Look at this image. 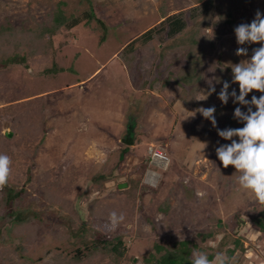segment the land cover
<instances>
[{"label":"rangeland","instance_id":"rangeland-1","mask_svg":"<svg viewBox=\"0 0 264 264\" xmlns=\"http://www.w3.org/2000/svg\"><path fill=\"white\" fill-rule=\"evenodd\" d=\"M199 2L0 0V26L35 29L49 24L59 5L66 16L92 8L107 26L103 40V28L95 20L54 35L52 42L60 47L56 62L64 68L57 74L43 72L52 65L48 60L0 70V153L12 160L8 184L23 191L12 207L40 211L46 219L32 224L30 239L1 228L0 264H56L57 257L70 264H104L96 259L86 263L80 239L66 238L69 218L75 225L85 220L96 231L92 238L122 235L128 247L124 264H142L154 243L170 246L184 240L215 247L224 237L219 251L226 253L233 236L244 247L233 254L234 264H264V232L251 221L264 204L253 202L240 188L234 166L224 168L218 160L216 148L231 143L217 134V128L225 127L217 121L214 128L196 112L215 106L217 120L234 115L236 107L247 111L231 96L223 104L218 93L223 81L231 84L230 64L249 59L252 49L260 47L238 45L234 28L250 23L257 10L264 14V0H241L232 22L219 33V17L212 13V20L201 28L212 46L204 53L197 89L178 85L190 60L188 50L168 46L173 41L169 38L153 43L150 50H138L132 58L121 52L163 16L188 13ZM196 26L189 22L185 33ZM238 47L248 48V56L235 55ZM210 86L215 92L207 95ZM233 88L239 94V85L231 84L229 93ZM253 95L264 93L253 90L246 99ZM128 129L132 144L124 142ZM94 176L102 177L95 182ZM122 184L125 187L119 188ZM201 192L204 195L198 196ZM124 198L130 202L122 212L117 207ZM94 199L97 202L90 204ZM163 203L167 208L160 207ZM112 211L124 216L116 227L109 222ZM217 219L225 229L203 239L202 233L217 227ZM76 255L75 263L70 262Z\"/></svg>","mask_w":264,"mask_h":264},{"label":"trees","instance_id":"trees-1","mask_svg":"<svg viewBox=\"0 0 264 264\" xmlns=\"http://www.w3.org/2000/svg\"><path fill=\"white\" fill-rule=\"evenodd\" d=\"M240 1L241 0H200L199 4L188 10V13L183 10L163 16L157 24L146 29L125 44L121 52L126 57L132 58L138 50H150L153 43L159 42V44H163L165 39L169 38L173 41L168 44V46H180L188 50L187 56L190 60L188 66L182 71V74L179 75V79H177L178 85L183 88L187 87L189 89L191 87V89H197L200 84L199 80L203 75L202 62L204 61V53L206 50L210 51L212 46L211 38L206 33V29L203 28L201 30V28L212 20V13L215 12L219 17L216 33L221 32V28L224 24L232 22L233 15L240 6ZM94 20L103 28V33L100 37L101 40H103L106 35L107 26L96 16L92 8L86 9L78 15L66 16L61 5H59L54 10L53 17L49 24H40L35 29L18 28L11 24L1 25L0 70H6L13 65H26L30 60L37 62L48 60L52 65L43 70L45 74H57L63 71L64 68L56 62V55L60 47L54 46L52 37L57 34H68L71 29L81 22L90 24ZM189 22H197L196 29L189 31V33H185ZM62 45H64V42ZM217 121L225 128H241L244 126L234 119V115H222L217 118ZM234 138L238 139L237 137ZM124 153L125 152H123V154ZM101 177L102 176H94L93 180L99 182ZM131 183V188L136 189L138 181L135 180ZM124 191H126V193L128 192V190ZM0 192L2 193L0 210L5 209V212L0 214V229L4 227L8 232H13L17 236L24 235L27 239H30L33 227L32 224L36 221L45 222L46 219L42 217L44 213L30 209L13 208L14 201L21 197L23 191L15 189L8 183L3 188H0ZM129 199L130 198H124V200H121L117 209L119 210L121 208L123 212V209H125L130 202ZM68 202L67 200H63V204ZM94 202H97V200H91L90 204ZM160 207L165 209L167 205L163 203ZM7 221L8 225L3 226ZM251 221L261 232H264V208L258 211L257 214L251 218ZM67 222H69V225L66 227L67 229H65L66 238L72 236L74 239H80L79 242L86 250V254L84 255V261L86 263H93V260L96 259L95 261L100 263L103 262L104 264H124V260H126L128 254V247L122 235H115L110 239L92 238L96 231L87 227L85 220H81L80 224L76 225L73 224L71 218H69ZM237 222L240 224L242 223L238 218ZM216 226V228L211 227L209 232L202 233V238H213L216 232L218 233L220 230L225 229L220 219L216 220ZM223 238L215 247H199L184 240L173 242L170 246L154 243L152 251L148 252L142 259V264H190V258L194 249L207 253L208 258L211 260L214 254L222 250L223 245L226 243H224ZM230 238L233 246L231 248L229 247L230 245L226 246V253L229 257H232L235 251H244V247L241 239L234 236ZM229 239H226V241L229 242ZM22 250H24V247ZM79 252L80 249L77 250L78 254ZM72 258L70 262L75 263L74 260H76L77 255ZM56 261V264H70L68 261L65 263V257H57ZM17 264H19V262ZM22 264L28 263L23 262Z\"/></svg>","mask_w":264,"mask_h":264},{"label":"clouds","instance_id":"clouds-1","mask_svg":"<svg viewBox=\"0 0 264 264\" xmlns=\"http://www.w3.org/2000/svg\"><path fill=\"white\" fill-rule=\"evenodd\" d=\"M234 34L238 45L260 44V47L252 49L249 59L230 64L231 84L239 85V94L234 88L229 93L231 87L229 81H223V86L218 93V99L223 104L226 105L231 96L233 103L245 106L247 111H242L241 107L234 109V119L242 123L243 127L223 130L217 128L218 136L223 140L231 141V143L219 145L216 148V156L224 168H228L230 165L234 166L235 173H238L236 182L241 189L251 194L250 199L253 202L264 204V95L259 97L253 95L250 100L246 99L253 90L264 93V14L257 10L250 23H241L234 28ZM235 55L247 57L248 48L238 47ZM213 92H215V87L210 86L207 95H211ZM253 107L256 109L255 111H253ZM196 112L209 120L216 128L215 106L200 107ZM234 137H237L238 140L233 139ZM11 164V157L0 153V188L8 183ZM152 175L158 174L153 173ZM146 182L151 183L152 187L157 186L156 182ZM197 195L203 196L204 193H197ZM123 220V214H118L115 211L109 214V222L113 227L118 226ZM190 264H234V258L224 252L217 251L210 260L207 253L194 249Z\"/></svg>","mask_w":264,"mask_h":264},{"label":"water","instance_id":"water-1","mask_svg":"<svg viewBox=\"0 0 264 264\" xmlns=\"http://www.w3.org/2000/svg\"><path fill=\"white\" fill-rule=\"evenodd\" d=\"M5 134H6L8 137L11 136V133H10V131H9L8 129L5 130ZM129 138H130V136L127 135V138H126L125 141H124L126 144H132V141H131V140H128ZM123 187H125V184L119 185V188H123Z\"/></svg>","mask_w":264,"mask_h":264},{"label":"flooded vegetation","instance_id":"flooded-vegetation-1","mask_svg":"<svg viewBox=\"0 0 264 264\" xmlns=\"http://www.w3.org/2000/svg\"><path fill=\"white\" fill-rule=\"evenodd\" d=\"M127 132H129V133H127V135H129V136H130V132H131V130H130V129H128V130H127ZM127 135H126V136H127Z\"/></svg>","mask_w":264,"mask_h":264}]
</instances>
